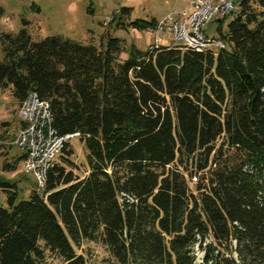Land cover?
I'll return each instance as SVG.
<instances>
[{"label": "trees", "instance_id": "obj_1", "mask_svg": "<svg viewBox=\"0 0 264 264\" xmlns=\"http://www.w3.org/2000/svg\"><path fill=\"white\" fill-rule=\"evenodd\" d=\"M239 2L216 50L122 59L124 38L35 40L26 19L1 35L0 92H37L87 155L80 174L67 141L28 198L0 180V264H96L86 242L104 264H264V0ZM131 13L121 7V28H155Z\"/></svg>", "mask_w": 264, "mask_h": 264}, {"label": "rangeland", "instance_id": "obj_2", "mask_svg": "<svg viewBox=\"0 0 264 264\" xmlns=\"http://www.w3.org/2000/svg\"><path fill=\"white\" fill-rule=\"evenodd\" d=\"M240 1V0H237ZM187 2V1H186ZM181 0H0V60L4 57L1 35L17 33L27 25L32 37L40 40L49 35H60L83 43L94 42L98 45L105 43L108 35L124 38L126 50L120 55L122 59L129 57L131 49L148 50L153 45L176 44L174 34L169 30L158 32L153 29L121 28L117 16L121 7L132 8L131 19L153 18L164 20L173 10L182 9L187 3ZM238 9L224 18L222 22H211L207 27L209 35L220 38L228 30V24L238 13ZM20 103L14 97L10 87L0 92V133H7L5 139H0V180L16 183L19 195L28 198L31 191L39 188L35 175L23 167V159L18 162L16 170H5L6 161L12 162L24 154V150L13 144L21 126L18 110ZM74 154L73 161L81 168L83 174L86 166L87 148L79 136L71 139ZM6 152L5 155L2 152ZM77 172V170H76ZM7 193L0 188V206H7ZM96 259V264H104L102 259L107 255L105 248L94 242H86ZM202 253L197 252L198 261Z\"/></svg>", "mask_w": 264, "mask_h": 264}, {"label": "built area", "instance_id": "obj_3", "mask_svg": "<svg viewBox=\"0 0 264 264\" xmlns=\"http://www.w3.org/2000/svg\"><path fill=\"white\" fill-rule=\"evenodd\" d=\"M237 0H191L190 6L178 14L170 13L156 23L158 32L169 30L176 44L198 51L226 46L223 39L207 33L211 22L221 21L239 7ZM21 126L13 144L24 150L23 167L35 175L43 186L46 173L61 153L64 144L80 135L79 132L60 136L53 125L50 102L31 91L20 103L18 110ZM195 179V178H194Z\"/></svg>", "mask_w": 264, "mask_h": 264}, {"label": "crops", "instance_id": "obj_4", "mask_svg": "<svg viewBox=\"0 0 264 264\" xmlns=\"http://www.w3.org/2000/svg\"><path fill=\"white\" fill-rule=\"evenodd\" d=\"M181 1H185V2L187 1L186 2L187 4L182 9H180V10H173L171 13L178 14L180 11H182L183 9L188 8L190 6L191 0H181ZM157 21H159V19H157Z\"/></svg>", "mask_w": 264, "mask_h": 264}]
</instances>
